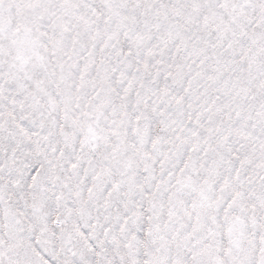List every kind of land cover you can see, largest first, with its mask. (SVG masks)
Wrapping results in <instances>:
<instances>
[{
    "label": "snow or ice",
    "instance_id": "snow-or-ice-1",
    "mask_svg": "<svg viewBox=\"0 0 264 264\" xmlns=\"http://www.w3.org/2000/svg\"><path fill=\"white\" fill-rule=\"evenodd\" d=\"M0 264H264V0H0Z\"/></svg>",
    "mask_w": 264,
    "mask_h": 264
}]
</instances>
